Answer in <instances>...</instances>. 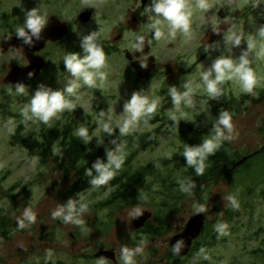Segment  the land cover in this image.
Here are the masks:
<instances>
[{
  "label": "rangeland",
  "instance_id": "obj_1",
  "mask_svg": "<svg viewBox=\"0 0 264 264\" xmlns=\"http://www.w3.org/2000/svg\"><path fill=\"white\" fill-rule=\"evenodd\" d=\"M79 1L77 8H96L97 16L90 25L75 28L61 45L46 48L49 65L33 83L25 85L24 94H18L4 83L12 68L26 62L24 55L14 51L0 61L1 75L4 72L2 64L5 66V75L0 76V222L4 218L12 222L10 239L0 243V264H122L120 256L117 263L105 262L96 258L95 252L116 249L120 254L123 247L135 249L137 246L141 251L135 255L134 264H150L152 260L160 264L170 249L171 239L185 228L199 206L204 207V212L209 214L211 221L216 220L227 225L226 234L221 236L217 233L215 245L209 249L199 247L196 256L185 257L180 262L169 257L166 259L167 264H264L263 167L257 166L250 178L238 177L237 182L240 184L236 185L240 186L245 182L243 193L248 195L240 202L237 199L239 208L235 209L232 218L229 215L232 206L225 198L230 195L235 198L240 194L242 196L238 188L233 193V188L226 182L207 184L202 187L206 193L201 197L197 193V186L185 193L180 188L161 187L153 177L149 179V187L142 192L147 205H130L120 209L91 208L82 216L83 225L78 226L64 224L59 218L53 219L51 215L57 207L69 200L66 195L73 180L64 179L54 163L45 166L38 155H32L21 146L13 144V132L20 127L23 121L22 112L29 104L32 94L41 85L53 89L63 88L65 82L71 78L64 67L65 55L70 52L82 53L80 40L82 36L93 31H98L101 47L108 48L110 52L105 51V79L103 82L97 81V86L93 88L80 82L81 86L75 90V95L66 97L73 104V110L58 114L59 118H53L50 126L63 118L65 122H70L69 118L73 116L72 125L76 130L80 127L91 130V142L96 146L110 137L98 129L101 112L104 113L105 120L111 118V136H115L117 141L123 142L128 135L140 131H151L159 125L145 124L140 120L128 134L121 136L119 133V125L127 118L123 114L124 103L137 91L158 100L157 110L151 119L158 114L174 117L197 128L212 126L220 112H215L205 100L210 96L205 91L200 73L221 54H231L233 59H237L241 48L246 47L245 40L242 39L240 48H234L229 53L223 37L242 33L245 38L251 37L255 41V47L249 52L248 59L257 77V84L252 93H245L237 81L225 80L220 85L222 95L213 99L220 103H229L228 113L232 117L233 125L230 143L243 155L260 151L264 147V137L260 134L264 123V106L248 105L245 109H237L235 103L230 101L245 94L258 96L264 92V56H257L264 47V40L257 35V29L264 25V4L259 0H207L209 8L204 11L196 6L197 0H186L191 10L189 34L185 36L177 32L172 38L168 36L166 22L161 20L162 38L157 41L149 27L152 19H155L149 9L142 13L140 21L134 19L139 18L137 9L142 5L141 0ZM64 2L55 0V7H63ZM46 3L47 0H0V27L4 25L7 35L16 33L17 28L23 25L25 12L34 8L46 18L50 13L46 12ZM221 10L225 12L224 18L219 15ZM78 13L58 12L66 20H72ZM121 26L132 27V30L126 38L118 42ZM140 36L144 40L146 37L150 38V53L159 62V72L148 81L139 80L126 57V51L133 55L139 53L131 45ZM115 47L117 50H112ZM141 51H146L145 44ZM185 80L191 81L192 105L188 107L181 104L180 109L176 110L168 96V90L178 82L183 87ZM29 122L24 134L38 132L39 120ZM185 145L186 140L177 132L163 127L160 137L151 148L139 153L136 165L157 167L162 159L183 155ZM170 169L174 170L175 165H171ZM183 171L184 166H181L175 175L179 176ZM175 192L184 195L185 199L179 202L173 196ZM112 193L113 189H109L107 184L70 199L79 201L82 198L84 203L94 207L110 199ZM10 194L15 198L10 197ZM176 203L178 211L172 213L171 207ZM29 207L36 214V222L28 224L25 221L26 227L20 229L17 222L23 219L24 210ZM136 207L153 213L154 217L169 215L170 233L155 239L145 232V228L136 230L134 219L129 216ZM205 232L207 231H204L203 238L206 237ZM72 234L76 240L72 238ZM205 255L208 259H204Z\"/></svg>",
  "mask_w": 264,
  "mask_h": 264
},
{
  "label": "clouds",
  "instance_id": "obj_2",
  "mask_svg": "<svg viewBox=\"0 0 264 264\" xmlns=\"http://www.w3.org/2000/svg\"><path fill=\"white\" fill-rule=\"evenodd\" d=\"M264 4V0H259ZM196 6L204 11H207L209 5L207 0H197ZM155 19L149 27L153 31L154 38L159 41L162 38L161 20L166 22L168 28V36L174 38L177 32L187 36L190 32L191 10L186 3V0H151L148 7ZM49 20L44 15L40 14L36 8L25 12L23 25L16 30V37L21 39L25 45L33 46L34 41L41 39L42 30L46 28ZM257 35L264 40V25L257 29ZM227 51L231 53L232 49L240 48L242 39L245 40L246 47L241 48L240 55L237 59H233L231 54L225 56L223 54L215 58L211 65L205 71L200 73V79L208 96L217 98L222 95L220 85L225 80H235L239 83L241 90L245 93H252L257 84V77L250 66L248 54L255 47V41L251 37L245 38L243 34L232 33L223 37ZM145 44L142 36L137 37L135 43L131 45L137 52H140ZM80 48L82 53L70 52L63 59L66 72L70 75V79L65 82L62 89H53L48 86L41 85L32 94L29 104L22 112L23 123L27 127L29 121L39 120L43 124H48L53 118H59L58 114L65 110L72 111L73 104L66 97L75 95V90L81 85L93 88L97 86V81L103 82L105 79L104 69L106 67V55L104 49L99 43L98 31H93L82 36L80 40ZM205 51H208L205 48ZM257 56H264V47L261 48ZM141 67L146 68L147 64L141 61ZM33 73H29L31 78ZM184 91L180 92L176 86H172L168 90V96L171 98L173 107L176 110L180 109L181 104L190 107L192 100L190 94L192 86L190 80H185L183 83ZM15 91L18 94L26 92V86L23 83L15 85ZM158 107V100L150 98L149 95L142 91L134 92L131 98L128 99L123 106V114L126 115L123 123L119 125V133L121 136L126 135L140 120L145 124L152 118ZM101 120L98 121V129L111 136L113 129L110 127L111 118L104 119V113H100ZM175 122V118L173 117ZM233 130L232 117L227 111H221L218 118L213 123V133L210 138L203 139V142L196 146L186 144L183 156L186 159L188 167L193 168L197 176H202L205 172V162L210 155L221 147L224 141L229 140ZM226 133L228 135H226ZM75 135L84 140L87 144L91 139L88 129L80 127L76 130ZM115 145L113 150L106 151L107 161L97 159L90 169H86L85 175L90 177L89 183L93 187L107 185L112 180L116 172L121 168L123 163V155L121 146ZM98 144L100 142L98 141ZM54 154L58 153V149H53ZM93 169L95 175H93ZM180 190L188 193L194 187L193 182H179ZM233 209L239 208V203L234 196L225 198ZM88 210V205L76 199H69L66 204L57 207L52 212L53 219L59 218L64 224L83 225L82 216ZM203 206L196 208V214L204 213ZM140 208L136 207L129 213L132 219L140 217L143 214ZM25 221L28 224L36 222V214L31 208H25L23 219L18 220L17 226L20 229L26 227ZM226 224H217L215 229L219 235L226 234ZM141 251L137 246L135 249L123 247L120 250V259L122 264H134V257ZM203 252V249L201 250ZM204 259H208L205 255Z\"/></svg>",
  "mask_w": 264,
  "mask_h": 264
},
{
  "label": "trees",
  "instance_id": "obj_3",
  "mask_svg": "<svg viewBox=\"0 0 264 264\" xmlns=\"http://www.w3.org/2000/svg\"><path fill=\"white\" fill-rule=\"evenodd\" d=\"M103 49L107 53H110L108 48L103 47ZM174 86L177 87V90L184 91L181 82H178ZM205 100L213 107L215 112H228L229 103H220L211 97L205 98ZM232 102L235 103L237 109H245L248 105L264 106V92L258 96L245 94L239 98L231 99L230 103ZM98 111L100 113V109ZM73 119V116H71L69 118L70 122H65L63 118L53 126H50L52 120L48 124H43L39 121L38 132L29 133L28 135L24 134V131H26L30 122H28L27 127L21 122L20 127L13 132V144L21 146L32 155H38L45 166L54 163L55 168L62 173L64 179L73 180L66 195L67 199L96 188L89 183L90 177L85 175L86 169H90L97 159L107 161L106 151L115 148V145L112 143L113 140L117 145H120L123 163L114 178L108 182V188L113 189L112 196L97 206L92 207L88 205V210L91 208L118 207L120 209L130 205H147L142 192L149 187V179L153 177L157 180L159 186L161 185V187L168 189L180 188L179 182L187 183L191 181L194 186L198 187L197 193L201 197L206 193L205 188H202L204 185H217L221 182H226L233 188V193L237 188L241 190L242 196L240 194L236 198L240 202L248 193L246 195L245 192L243 193L245 182H242L240 186L236 185L239 183L237 182L238 177L250 178L257 166L264 169V147L260 150V153L249 159L242 166L233 169L234 165L247 154H241L229 140L224 141L215 154L208 157L205 162V172L202 176H197L193 168L187 166L183 155H177L172 159H162L158 162L157 167H154V165H136V158L139 153L146 152L151 148L160 137L163 127H168L172 131L177 132L180 137L186 140V144L196 146L201 144L203 139L210 138L213 133V125L197 128L194 125L185 124L177 119L174 122L172 117L155 114L154 118L148 121L150 125H159L155 129L148 132L140 131L130 134L123 142L117 141L115 136H110L100 145L96 146L92 144L91 140L85 144L83 139L75 135L76 127L71 123ZM88 133L89 137L92 138L91 130H88ZM260 134L264 137V123L261 126ZM54 148L59 150L58 153L54 154ZM171 165H175L174 170L170 169ZM181 166H184V171L181 175L176 176V170H179ZM162 170L163 172H161ZM93 175H95L94 169ZM9 196L15 198L12 194ZM173 196L179 202L185 199V196L179 195L178 192H175ZM171 208L172 213L178 211V204H173ZM234 211L235 209L233 208L230 210V218H232ZM11 223V220L7 218L1 220L0 243L10 239V232L12 231ZM217 224L220 223L216 220L208 223V227L205 229L207 231L205 232L206 237L203 238V235L200 238L189 257L196 256L199 247L209 249L215 245L217 240L215 226ZM144 228L145 232L155 239L164 237L170 233L169 215L153 216ZM212 232H214V235ZM170 258L175 259L177 262L183 261L176 257L174 253L171 254Z\"/></svg>",
  "mask_w": 264,
  "mask_h": 264
},
{
  "label": "water",
  "instance_id": "obj_4",
  "mask_svg": "<svg viewBox=\"0 0 264 264\" xmlns=\"http://www.w3.org/2000/svg\"><path fill=\"white\" fill-rule=\"evenodd\" d=\"M143 7L145 8L148 4V0H142ZM222 18L225 16L224 10L220 11L219 14ZM92 13H85L81 16V21L88 23L91 20ZM69 32L68 25L62 23L58 19H54L48 27L42 30L41 39L34 41L33 46H28L17 37L6 36L2 51L7 53L9 49L16 51L21 46L25 47L28 51L29 65L27 67L16 66L6 75L4 83L6 85H12L15 87L17 83L28 84L33 80L39 73L44 71L48 67V61L45 57L40 56L37 53L43 51L46 47L47 42H58L61 38L65 37ZM145 45L149 47V40L145 39ZM126 57L130 61L131 66L135 70L139 79H149L155 76L157 73L155 58L149 57L144 60L147 64L146 68L141 67V63L133 61V55L131 52L126 51ZM29 73H33L32 77L29 78ZM260 153L257 151L253 154L243 156L233 167L236 169L246 163L249 159ZM153 218V213L144 211L140 217L134 219V228L136 230L143 229L148 221ZM208 221V217L204 213L195 214L192 216L185 229L176 234L170 241V248L176 253L177 257L183 259L187 257L192 249L193 242L197 240L203 232V229ZM96 258H105L106 260L117 262L116 252L114 250H100L95 254Z\"/></svg>",
  "mask_w": 264,
  "mask_h": 264
},
{
  "label": "flooded vegetation",
  "instance_id": "obj_5",
  "mask_svg": "<svg viewBox=\"0 0 264 264\" xmlns=\"http://www.w3.org/2000/svg\"><path fill=\"white\" fill-rule=\"evenodd\" d=\"M65 2H64V6L63 7H59V8H56L55 7V0H47V3H46V5H47V11L46 12H50V13H48L47 14V16H46V19H48L49 20V22H48V25L46 26V27H48L49 26V24L54 20V19H58V20H60L62 23H65V24H67L68 25V28H69V32H68V34L65 36V37H63V38H61L58 42H52V41H49V42H47V44H46V47H45V49L43 50V51H41L40 53H37V54H39L40 56H43V57H45L46 59H47V61H48V65H49V60H48V56H47V53H46V48H49V47H52V46H59V45H61L66 39H68L70 36H71V34L73 33V31L75 30V28H77V27H83V26H86V25H90L91 24V22L95 19V17L97 16V12H98V10L96 9V8H92V7H87V8H83V9H79V8H77V6L80 4V1L79 0H64ZM141 3H142V0H141ZM150 3H151V0H148V4H147V6L144 8L143 7V3H142V5H141V7L139 8V9H137V13H138V15H139V18H134L136 21L139 19V21H140V19L142 18V13H144V12H147V10H148V7H149V5H150ZM54 12V13H53ZM58 12L60 13V12H79L75 17H73V19L72 20H66L65 18H63V16L61 15V14H58ZM89 12H91L92 13V16H91V21H89L88 23H84V22H82L81 21V16L83 15V14H85V13H89ZM1 29H0V61H2V60H4V58H5V56L8 54V53H10V52H14V50L11 48V49H9V51L7 52V53H4L3 51H2V47H3V44H4V40H5V38H6V36H10V37H16V33H14V32H12V33H10V34H6L5 33V30H4V25H2L1 27H0ZM119 30H120V36L118 37V39H120L118 42H121L124 38H126L127 37V35H128V32L129 31H131L132 30V27H127V28H124V26H121L120 28H119ZM117 39V40H118ZM145 39H148L149 40V47H147L146 46V51H141V52H139V53H137V54H135V55H133L132 53V55H133V61H135V62H139V63H141V61H144V60H146V59H148L149 57H154L155 58V64H156V69H157V73L159 72V62H158V60H157V58L155 57V56H152L151 55V53H150V48H151V40H150V38L149 37H146ZM125 41V40H124ZM112 50H117V47H115V48H112ZM16 51H18V52H21L22 53V56L24 55V57L23 58H25L24 60H26V62L25 63H20L19 65H16V66H19V67H27L28 65H29V61H28V51H27V49L25 48V47H20L19 49H17ZM1 63L2 62H0V65H1ZM131 64V63H130ZM15 66V67H16ZM2 69H3V74L1 75L0 74V76L2 77L3 75H5V66L2 64ZM132 69H133V67H132ZM133 71H134V69H133ZM135 73V72H134ZM42 74V72L41 73H39L37 76H40ZM36 76V77H37ZM36 77L33 79V80H31L28 84H30V83H33L35 80H36ZM150 79H152V78H149V79H144L143 81H148V80H150ZM140 80V79H139ZM25 85H27V84H25ZM6 86H8L9 88H11V89H13V90H15V87L14 86H12V85H6ZM204 214L208 217V221H207V223H206V225H205V227H204V229H203V232H202V235H203V233H204V231H205V229H206V227L208 226V223L209 222H211V220H210V217H209V214L208 213H206V212H204ZM188 223V222H187ZM187 225V224H186ZM186 227V226H185ZM185 229V228H184ZM184 229H182L181 231H179V233H181ZM202 235L197 239V240H195L194 242H193V246H192V249H191V251H190V253H189V255L191 254V252H192V250H193V248L195 247V245H196V243L200 240V238L202 237ZM72 238L73 239H75L76 240V237L72 234ZM169 246H170V243H169ZM170 248V247H169ZM114 251L116 252V257H117V262H118V257L120 256V254L119 253H117V251H116V249H114ZM99 252V251H98ZM172 253H174L175 255H176V253L170 248L169 250H168V252H167V254H165L164 256V258L161 260V263L160 264H167V258H169L170 256H171V254ZM95 254H96V252H95ZM189 255L187 256V258L189 257ZM85 257V256H84ZM176 257H177V255H176ZM186 259V258H185ZM100 260H104L105 262H113V261H109V260H106L105 258H100ZM116 262V263H117ZM156 260H152L151 261V263L150 264H156ZM115 263V262H114Z\"/></svg>",
  "mask_w": 264,
  "mask_h": 264
}]
</instances>
